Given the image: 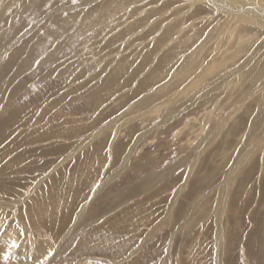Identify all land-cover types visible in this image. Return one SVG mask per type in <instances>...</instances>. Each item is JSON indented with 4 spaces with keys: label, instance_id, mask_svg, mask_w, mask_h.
<instances>
[{
    "label": "rangeland",
    "instance_id": "rangeland-1",
    "mask_svg": "<svg viewBox=\"0 0 264 264\" xmlns=\"http://www.w3.org/2000/svg\"><path fill=\"white\" fill-rule=\"evenodd\" d=\"M249 7L0 0V240L51 244L42 264H264Z\"/></svg>",
    "mask_w": 264,
    "mask_h": 264
},
{
    "label": "bare ground",
    "instance_id": "bare-ground-1",
    "mask_svg": "<svg viewBox=\"0 0 264 264\" xmlns=\"http://www.w3.org/2000/svg\"><path fill=\"white\" fill-rule=\"evenodd\" d=\"M246 5V4H245ZM224 6V11H227L226 13V16L228 15V16H230V15H232V17H233V15L234 16H236L237 15V11H239L242 7L241 6H239L238 8H232V7H230V5L229 6H225V5H223ZM247 7H248V5H247ZM234 9H236V10H234ZM249 10H250V12H244V15H245V18H237L238 19V21H240V22H245V23H251V20H253V22H255L256 24H259V25H261V24H264V12H259L257 9H255L254 11H252L251 12V8L249 7ZM240 12V11H239ZM244 15H242V16H244ZM258 22H260V23H258ZM262 26V25H261ZM259 27V26H258ZM251 33V32H250ZM220 40V39H219ZM223 48V47H222ZM152 52V51H151ZM234 54V53H233ZM232 55V54H231ZM259 69V68H258ZM256 70V69H255ZM225 72V71H224ZM227 74V73H226ZM257 74V73H256ZM252 77V76H251ZM130 81V80H129ZM196 81V80H195ZM195 85V84H194ZM89 104V103H88ZM99 106V105H98ZM101 114V113H100ZM112 116V115H111ZM213 116V115H212ZM105 117V116H104ZM10 118V117H9ZM15 118V117H14ZM6 119V118H5ZM100 119V118H99ZM94 123V122H93ZM92 123V124H93ZM6 124H7V122H6ZM12 125V124H11ZM14 126V125H13ZM112 129H114L113 127H112ZM108 130V129H107ZM240 137V136H239ZM258 140V139H257ZM133 150V149H132ZM131 155V154H130ZM129 155V156H130ZM87 158V157H86ZM102 159V158H101ZM141 161V160H140ZM100 163V162H99ZM126 163H128V161L126 160V162L124 163V165H127ZM98 164V163H97ZM103 164V163H102ZM99 167V166H98ZM100 168H101V166H100ZM98 171V170H97ZM90 173V172H89ZM230 178V177H229ZM144 181H145V179H144ZM147 181V180H146ZM169 181V180H168ZM229 182V181H228ZM101 185V184H100ZM103 185V184H102ZM167 185H169V184H167ZM227 185V184H226ZM128 186V185H127ZM152 187V186H151ZM97 188V187H96ZM139 189H140V187H139ZM122 192V191H121ZM158 193V192H157ZM46 194V193H45ZM156 198V197H155ZM157 199V198H156ZM218 203V202H217ZM264 204V203H263ZM259 206V205H258ZM238 209V208H237ZM193 212V211H192ZM192 212H191V214H192ZM190 214V215H191ZM31 216V215H30ZM170 216V215H169ZM188 216V215H187ZM79 217V216H78ZM190 217V216H189ZM188 217V218H189ZM172 218V217H171ZM78 219H76V221H77ZM32 222V221H31ZM41 222H42V220H41ZM36 223V222H35ZM25 223H23V225H24ZM183 224V223H182ZM32 225V224H31ZM10 226V225H9ZM182 226V225H181ZM22 227H24V226H22ZM28 231V230H27ZM8 233V232H7ZM17 235H18V233H16ZM15 234V235H16ZM28 234H29V232H28ZM14 235V236H15ZM21 236V235H20ZM66 236V235H65ZM6 237H8L7 236V234H3L2 235V237H1V240H0V259L2 260V258L4 257V258H6V256L7 257H9V256H12V258L11 259H13V261H15V263L14 264H18V262L19 263H23L24 262V260H23V258L25 259V261L27 262L26 264H39L40 263V261L41 262H43V259H44V261H46V260H48L47 258H45V257H47V255L49 254V253H52V245L51 244H47V243H44V244H40V243H37V246H36V248H34L30 243H33V244H35L36 243V239L35 240H33L32 239V241H30V239L27 237V236H25L24 237V239L26 240V244H23L22 242H20V244H19V247H17V248H15V246H14V248L15 249H12L13 247L11 246V238L8 240V239H6ZM31 238V237H30ZM65 238V237H64ZM19 241V240H18ZM220 241V240H219ZM51 245V246H50ZM54 248V247H53ZM2 255H3V257H2ZM51 255V254H50ZM19 257V258H18ZM49 258V257H48ZM22 259V260H21ZM46 259V260H45ZM0 260V261H1ZM9 260V259H8ZM29 260V261H28ZM12 261V262H13ZM11 261L9 260V263H10ZM40 264H42V263H40ZM77 264H79V263H77Z\"/></svg>",
    "mask_w": 264,
    "mask_h": 264
}]
</instances>
